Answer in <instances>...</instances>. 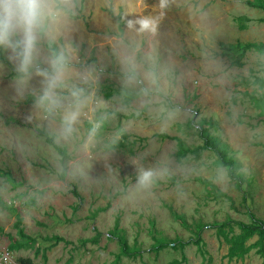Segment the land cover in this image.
I'll return each mask as SVG.
<instances>
[{"label": "clouds", "instance_id": "obj_1", "mask_svg": "<svg viewBox=\"0 0 264 264\" xmlns=\"http://www.w3.org/2000/svg\"><path fill=\"white\" fill-rule=\"evenodd\" d=\"M174 3L158 0L148 11L128 0H0V111L27 106L19 113L25 126L0 120V158L23 166L29 199L42 204L75 185L139 201L171 184L186 200L185 182L201 173L227 190L228 168L209 171L176 159V146L157 154L152 141L130 156L134 181L121 179L111 162L145 120L165 134L191 119L178 101L197 70L182 63L184 44L168 20ZM198 11L208 14L202 6ZM199 54L202 73L227 83L211 33L202 37Z\"/></svg>", "mask_w": 264, "mask_h": 264}, {"label": "rangeland", "instance_id": "obj_2", "mask_svg": "<svg viewBox=\"0 0 264 264\" xmlns=\"http://www.w3.org/2000/svg\"><path fill=\"white\" fill-rule=\"evenodd\" d=\"M247 1L264 3L175 0L168 20L184 44L182 63L197 70L185 83L178 101L182 112L190 110L191 119L172 126L165 134H161L158 125L145 120L137 125L135 138L123 144L111 160L113 167H119L121 179L130 177L134 181L135 165L129 157L145 151L155 141L159 145L157 154L160 148L176 146V159L187 158L211 171L222 165L212 150L203 147L199 134V128H203L234 160L236 172L244 180L242 189H237L231 180L227 190H222L201 173L185 182L189 191L186 200L177 198L171 184L162 185L155 197L139 201L98 190L87 192L73 185L81 199L74 196L72 187L67 193L37 204L28 198V174L23 166L5 156L0 158V264H11L4 259L7 252L13 261L30 258L33 264H172L182 256L186 260L181 264H263L258 247L251 246L257 235L244 241L243 246L249 247L246 252H230L242 232L236 222H264V51L250 49L242 53L236 47L237 43H264V9L249 6ZM141 2L150 11L158 0H128L132 5ZM201 6L208 13L206 16L198 11ZM207 33H211L216 60L230 74L223 85L215 83V76L203 74L200 68L199 49ZM26 108L25 105L17 112L0 111V120L10 127H23L19 113ZM180 142L187 151L180 148ZM103 171V165L97 163L96 174ZM18 214L24 232L35 237L34 242L25 243L26 239L18 234ZM116 216L120 217L119 227L129 245L141 249H148L155 238H195L202 226L200 233L207 253L202 256L190 244L145 252L136 259L117 257L119 244L108 238ZM227 220L230 225L213 227ZM95 228L101 232L97 243L89 241L96 235ZM54 235L67 242H55L51 238Z\"/></svg>", "mask_w": 264, "mask_h": 264}, {"label": "trees", "instance_id": "obj_3", "mask_svg": "<svg viewBox=\"0 0 264 264\" xmlns=\"http://www.w3.org/2000/svg\"><path fill=\"white\" fill-rule=\"evenodd\" d=\"M247 4L252 7L264 9V3L262 2L247 1ZM236 47L242 50V53L250 49L264 51V43H252V42H247L244 44L237 43ZM199 134L203 139V147L212 150L213 153L217 156V160L219 164L229 169L231 180L234 181L235 187L241 190L244 180L242 178V175L239 172H236V164L234 160L231 157H227L225 150L221 146H219L212 137L206 134L203 128H199ZM164 137H168V136L164 135ZM180 148L182 150L187 151V149L183 146L181 142H180ZM71 192L74 194V196L77 199H81L80 194L75 187H73ZM78 205L79 204H77L76 207H78ZM119 221H120V217L116 216L114 220L113 228L108 232V238L115 239L119 244L120 252L118 253L117 257L126 256L130 259H136L138 257H142L143 253L145 252L157 253L165 248H177V247L184 248L185 246L190 244L195 245L197 247L198 252L202 256H204L207 253L205 250V242L200 233V229L202 226L200 227L199 231L196 233L195 238H190L186 241H183L181 239L166 241L163 239L155 238L154 239L155 242L148 249H141L139 247H134V246L132 247L129 245L127 239L121 233L119 227ZM236 223L239 225L242 232L238 236V241L235 243L234 247L230 250V252L234 254V251L238 249H240L242 253L246 252L249 247L243 246L244 241L253 235H257L258 236L257 240L251 246L258 247L257 252L262 257V263L264 264V222H262L259 219H254L250 223H245V222H236ZM230 224L231 221L227 220L220 224H213V227L221 229ZM15 226L17 228L20 237L26 239L25 243H31L35 241V237L30 236L24 232V229L22 227V218L19 216V214L16 216ZM95 231H96V235L91 240H89L93 243L98 242L99 235L101 234V232H98L96 228ZM51 238L55 240V242H59V241L67 242V240H65L62 236L59 235H54ZM85 241L88 240H84V242ZM185 260H186L185 256H182L180 260L174 259L172 261V264H181ZM16 262L20 264H33L30 258H19L18 260H16Z\"/></svg>", "mask_w": 264, "mask_h": 264}, {"label": "built area", "instance_id": "obj_4", "mask_svg": "<svg viewBox=\"0 0 264 264\" xmlns=\"http://www.w3.org/2000/svg\"><path fill=\"white\" fill-rule=\"evenodd\" d=\"M4 257H5L4 259H5L6 262L8 261V262H10L11 264H20V263H18V262H16V261H13L12 258H11V256L9 255L8 252L6 253V255H5Z\"/></svg>", "mask_w": 264, "mask_h": 264}]
</instances>
